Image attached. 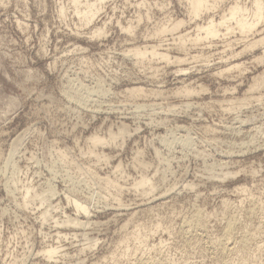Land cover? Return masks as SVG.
<instances>
[{"label":"rangeland","instance_id":"374dc122","mask_svg":"<svg viewBox=\"0 0 264 264\" xmlns=\"http://www.w3.org/2000/svg\"><path fill=\"white\" fill-rule=\"evenodd\" d=\"M62 1L0 0V264H138L147 263L145 258L147 264H264V97L261 103L252 97L264 96V84L258 91L249 88L264 71V62L257 61L264 40L246 47L264 34V20L249 34L220 27L211 38L196 26L211 17L219 21L230 4L244 0H210L214 8L198 17L190 15L185 0H105L88 25L79 23L69 0ZM60 4L66 16L60 15ZM170 19L185 24L157 32ZM93 27L106 34L96 37ZM182 32L190 36L185 47L177 36ZM193 33H201L203 42L194 43ZM145 44H155L170 60L128 54L129 47ZM238 62L244 68L220 74ZM136 86H143L144 94L128 96V88ZM183 86L194 88L189 96ZM239 98L244 104L232 103ZM119 124L128 132L123 138L95 148L88 143L95 133L108 140ZM91 151L102 152L100 158ZM120 162L125 170L114 174ZM142 172H156L152 192L133 188ZM98 174L118 176L116 198ZM34 191L50 199L40 201ZM73 196L89 207L88 216H78L84 225L42 222L45 208L60 219L76 217L66 200ZM233 217L231 235L224 227ZM83 235L97 243L89 248ZM51 244L62 250L48 259L40 250Z\"/></svg>","mask_w":264,"mask_h":264},{"label":"bare ground","instance_id":"6f19581e","mask_svg":"<svg viewBox=\"0 0 264 264\" xmlns=\"http://www.w3.org/2000/svg\"><path fill=\"white\" fill-rule=\"evenodd\" d=\"M59 1H61L60 3H62L63 4V1L62 0H59ZM103 1H105V0H69V2H70V4L72 5V7H73V9L72 8H70V9H72V10H74V12H75V15H77L78 16V21L79 20H81V22H82V24L84 23V25H88V24H90L92 21H93V19L95 18V16L97 15V13L99 12V10H101V8L99 7L100 6V4L103 2ZM185 1H188V3H187V5H189V12H190V15L192 14V15H194L193 17H198V15H200L201 14V12H202V10L204 9V10H208L210 7H211V9H212V7L214 8V6H213V2H215V0L212 2H209L210 0H185ZM58 2V1H57ZM218 2V1H217ZM217 2H215V3H217ZM222 2V1H221ZM59 3V2H58ZM211 3V4H210ZM217 5V4H216ZM216 5H215V7H216ZM220 5V4H219ZM66 6V5H65ZM218 6V5H217ZM59 13H60V15L61 16H64L65 15V13H67V12H65V7L63 6V5H59ZM208 8V9H207ZM68 10H69V8H68ZM165 10V9H164ZM67 11V10H66ZM162 11V10H161ZM211 11V10H210ZM227 12V13H226ZM224 11V13L225 14H222V16L220 17V20L219 21H217V22H215V20H213V18L211 19L210 18V20L208 21V22H206V24L205 25H201V26H196L197 27V32L199 31V32H203V33H205V35L204 36H206V37H211V38H215V36L217 37V35H219L220 34V30H219V28L220 27H225V29H226V31L227 32H229L230 33V31L229 30H231V31H233V30H235V29H237L236 31H238L239 33L241 32L242 34H245V33H248L249 34V32H251L252 30H254L259 24H261L262 23V21L264 20V0H244L242 3L240 2V1H237V2H235L234 4H230V7H228V10L227 11ZM58 13V14H59ZM164 13V12H163ZM66 16V15H65ZM164 16H165V14H164ZM170 17V16H169ZM191 17V16H190ZM214 17V16H213ZM63 18V17H62ZM140 18V17H139ZM167 18V17H166ZM171 18H173V16H171ZM138 19V18H137ZM168 19V18H167ZM162 21V20H161ZM80 21H79V23H81ZM165 22H167L166 20H165ZM184 21H183V19L181 20H177V19H170L167 23H166V25L165 26H163L161 23V27H160V31H157V32H159V33H161V31L163 32V31H165V32H168L169 33V31L171 32V31H176V30H178L179 28H180V26H182L183 24H185V23H183ZM192 22V21H191ZM156 23V22H155ZM188 23V22H187ZM76 24V23H75ZM101 25V24H100ZM198 25V24H197ZM81 26V25H80ZM127 26H129V25H127ZM78 27V26H77ZM82 27V26H81ZM84 27V26H83ZM98 27H100V26H98ZM130 27V26H129ZM156 27V26H155ZM154 27V28H155ZM94 28V27H93ZM101 28V27H100ZM100 28H97L96 27V29L95 30H93V34H95L96 35V37H98V35H99V37H100V35L102 36V33H103V29H100ZM104 28V27H103ZM158 28H159V24H158ZM157 27H156V29H158ZM263 28V27H262ZM123 29H126V27H124ZM127 29H128V27H127ZM126 29V30H127ZM130 29V28H129ZM133 29V28H132ZM156 29H154L155 31H154V33L156 32ZM196 29V28H195ZM168 30V31H167ZM256 30V29H255ZM90 31V30H89ZM92 31V30H91ZM106 31V30H105ZM105 31H104V33L103 34H106L105 33ZM187 31V30H186ZM188 31H190V30H188ZM225 31V32H226ZM262 31V30H261ZM260 31V32H261ZM156 32V33H157ZM154 33H152V34H154ZM188 33V32H187ZM187 33L186 32H182V34H176L181 40V43L184 41V39L186 38V39H188L189 37L187 36ZM196 33V32H195ZM201 33H197L196 34V37H195V34L193 35V37L192 38H194V39H192L193 40V42L194 43H196V42H201L202 40L201 39H204V37L202 38L199 34H201ZM219 33V34H218ZM232 33V32H231ZM233 33H234V31H233ZM253 33V32H252ZM256 33H259V30L256 32ZM151 34V35H152ZM158 34V33H157ZM156 34V35H157ZM162 34V33H161ZM160 34V35H161ZM164 34V33H163ZM228 34V33H227ZM235 34V33H234ZM95 35H93V36H95ZM132 35V34H131ZM159 34H158V36H160ZM191 35V34H190ZM202 35V36H203ZM146 36V35H145ZM153 36V35H152ZM151 36V37H152ZM200 36V37H199ZM248 36V35H247ZM247 36H246V38H247ZM188 37V38H187ZM205 37V40L207 39ZM241 38V37H240ZM144 39V38H143ZM236 39V38H235ZM241 39H244V38H241ZM207 40H210L209 38L207 39ZM206 40V41H207ZM238 40V39H237ZM263 40H264V34L263 35H261V37L259 38V39H253V41H251L250 40V42L248 43L247 42V44H246V47L247 48H251V49H253L252 47H254V46H259V44L260 43H262L263 42ZM190 41V40H189ZM184 42H187V41H184ZM190 42H192V41H190ZM189 42V43H190ZM192 42V43H193ZM203 42V41H202ZM229 42V41H228ZM164 43V42H163ZM180 43V44H181ZM226 43V42H225ZM186 43H182L181 45L183 46V47H185L184 45H185ZM210 44V43H209ZM226 44H228V43H226ZM143 45V44H142ZM149 45V44H148ZM161 45V44H160ZM160 45H158V46H160ZM216 45V44H215ZM194 46V45H193ZM196 46H199V45H196ZM202 46V45H201ZM227 46H230L229 44L227 45ZM154 47H157V46H155V44L154 45H149V46H146V44H145V46L144 47H140V45H136V47H129L130 49H127V52H129L128 54H130V55H132L133 56V58L135 57V59H144V58H146V55L148 54V53H151L152 54V57L154 56L155 57V55H157V56H159V57H161V59L163 58V59H166V60H170V56H169V54L168 53H165V52H159V51H157ZM166 47H168V46H166ZM189 47V46H188ZM203 47H205V46H203ZM232 47V46H231ZM230 48V47H229ZM245 47H243V49H244ZM256 48V47H255ZM262 48H264V47H262ZM227 49V48H226ZM43 50V49H42ZM182 50V49H181ZM240 51V50H239ZM238 51V52H239ZM241 51H243V50H241ZM264 51V50H263ZM237 52V53H238ZM245 52H246V48H245ZM236 53V52H235ZM151 54H150V56H151ZM209 54V53H208ZM207 54V55H208ZM241 53H239L238 55H240ZM194 55V54H193ZM196 55V54H195ZM194 55V56H195ZM199 55V54H198ZM200 55H201V53H200ZM199 55V56H200ZM232 55V54H231ZM260 55V54H259ZM131 56V57H132ZM156 56V57H157ZM236 56V55H235ZM180 57V56H179ZM178 56L176 57H174L175 58V60L176 61H178V62H180L181 61V58H179ZM187 57V56H186ZM185 57V58H186ZM204 57V56H203ZM230 58H231V56H229ZM197 58H199L198 56H197ZM200 58H202V57H200ZM200 58H199V60H200ZM207 58V57H206ZM226 58H228V57H226ZM235 58V57H234ZM256 58L257 57H255V60H256ZM162 59V60H163ZM187 59V58H186ZM209 59V58H208ZM232 59V58H231ZM254 59V58H253ZM188 60V59H187ZM192 60H193V58H192ZM195 60V59H194ZM140 61H143V60H140ZM139 61V62H140ZM157 61H158V59H157ZM161 61V60H160ZM159 61V62H160ZM164 61V60H163ZM171 61H172V59H171ZM170 61V62H171ZM175 61V62H176ZM184 61V60H183ZM183 61H181V62H183ZM191 61V60H190ZM208 61V60H207ZM257 61L259 62V63H263L264 62V54L263 55H261V56H259L258 58H257ZM136 62H138V60H136ZM135 62V63H136ZM166 62H168V61H166ZM187 62V61H186ZM206 62V61H205ZM226 62V61H225ZM258 62H257V64H258ZM149 63V62H148ZM174 63V62H173ZM239 64H236V63H234L233 65H226L227 67V69H223L224 71H219L220 72V74L221 73H223V72H230V71H232V70H234V69H242V68H244V65L243 64H240V62H238ZM138 64V63H137ZM142 64V63H141ZM229 64V63H228ZM195 65V64H194ZM230 66V67H229ZM254 66V65H253ZM144 67V66H143ZM154 68V67H153ZM188 69V68H187ZM246 70V68L244 69V71ZM249 70V69H248ZM263 70H264V68H263ZM179 71H183V72H185V68L184 69H180ZM186 72H189V71H186ZM218 72V71H217ZM240 71H238V74H240L239 73ZM220 74H218L219 76H221ZM228 74V73H227ZM242 74V73H241ZM258 74V73H257ZM156 77V76H155ZM252 81H253V84H251V86L249 87L250 88V90L253 92L254 90H252V89H258V87H260L261 86V84H264V71L262 72V74H259V75H256L255 77H253V79H252ZM200 84V83H199ZM187 85V84H186ZM185 85V86H186ZM249 85V84H248ZM264 86V85H263ZM132 87V86H131ZM143 87V86H142ZM142 87L140 86V87H133L132 89H129L128 88V93L127 94H131V95H128V96H134L135 97V95H138L139 93L141 94L142 92H143V89H142ZM177 87H179V86H177ZM180 88H182V86L180 87ZM180 88H178L177 89V92H176V94L177 93H181L180 91ZM186 87H184L183 86V89H185ZM188 88H190V87H188ZM204 88V87H203ZM203 88H200V89H203ZM235 88V87H234ZM147 89V88H146ZM183 89H182V93H183ZM190 89H192V88H190ZM190 89L188 90V89H185L184 90V92H185V94L186 95H190ZM194 89V88H193ZM192 89V90H193ZM207 89V88H206ZM206 89H204V90H206ZM255 89V90H256ZM261 89V88H260ZM106 90V89H105ZM127 90V89H126ZM155 90V89H154ZM160 90V89H159ZM249 90V89H248ZM129 91L131 92V93H129ZM152 91V90H151ZM151 91H148L147 93L148 94H150V92ZM156 91V90H155ZM175 91V90H174ZM195 91V90H194ZM192 92L191 94H193V93H198V92ZM201 91V90H200ZM233 91V90H232ZM256 91H258V90H256ZM145 92V91H144ZM154 92V91H153ZM164 92V91H163ZM204 92V91H203ZM206 92V91H205ZM261 92V91H260ZM121 93V92H120ZM168 93H171V92H167V94ZM173 93V92H172ZM230 93H231V91H230ZM264 93V92H263ZM94 94V93H93ZM144 93H142V95H143ZM145 94H146V92H145ZM156 94H158V92L156 93ZM160 94H162V92H160ZM166 94V95H167ZM175 94V93H174ZM199 94V93H198ZM99 95V94H98ZM122 95H123V93H122ZM125 95H126V93H125ZM141 95V96H142ZM173 95V94H172ZM178 95V94H177ZM180 95H182V94H180ZM184 95V94H183ZM188 95V96H189ZM263 95V94H262ZM262 95H260L259 94V96L257 95H252V97H254L255 99L257 98V100L259 101H263V100H261V98H263L264 96H262ZM140 96V97H141ZM168 96H169V94H168ZM247 96V95H246ZM118 97V96H117ZM184 97V96H183ZM244 98H245V96H243ZM252 97H249L250 99L252 98ZM130 98V97H129ZM136 98V97H135ZM146 98V97H145ZM230 98V97H229ZM228 98V99H229ZM238 98V97H237ZM248 98V97H247ZM248 98V99H249ZM166 99V98H165ZM135 101V100H134ZM217 101V100H216ZM215 101V102H216ZM219 101V100H218ZM221 101V100H220ZM224 101H225V99H224ZM232 101H233V99H232ZM244 101H246L245 99H234V101L232 102V103H234V104H238L239 106L241 105V104H244L243 102ZM259 101V102H260ZM192 102V101H191ZM190 102V104H192ZM222 102H223V99H222ZM227 102H229V101H227ZM226 102V103H227ZM230 102H231V100H230ZM236 102V103H235ZM249 102V101H248ZM255 102H257V101H255ZM187 103V102H186ZM218 103H220L221 104V102H218ZM251 103V102H250ZM249 103V104H250ZM254 103V102H253ZM258 103V102H257ZM261 103V102H260ZM189 103H188V105H190ZM233 104V105H234ZM248 104V105H249ZM184 105H186L185 103H184ZM187 105V106H188ZM198 105H199V103H198ZM232 105V104H231ZM237 105V106H238ZM138 107H139V105H137ZM151 106V105H150ZM170 106V105H169ZM190 106H192V105H190ZM189 106V107H190ZM229 106V105H228ZM227 106V108H230V107H228ZM235 106V105H234ZM246 106H247V104H246ZM245 105H244V107H246ZM112 107V106H111ZM143 107H145V106H143ZM170 107H172V106H170ZM169 107V108H170ZM182 107V106H181ZM201 107V106H200ZM142 108V107H141ZM187 108V107H186ZM147 109V108H146ZM170 109H172V108H170ZM226 109V108H225ZM232 109H233V107H232ZM234 109H238V107L237 108H234ZM167 110H169V109H167ZM224 110V109H223ZM228 110V109H227ZM171 111V110H170ZM250 118V117H249ZM250 120V119H249ZM245 121V120H244ZM243 121V122H244ZM247 121V120H246ZM122 124H123V122H121ZM242 123V122H241ZM121 124V125H122ZM125 124V123H124ZM120 125V124H119ZM120 125V128L117 130V131H115V132H113L112 130L109 132V139L107 140L105 137H101L100 135H98V134H91V135H89V137L88 138H86L88 141V143L89 144H91L92 145V147H96V146H98V145H106V144H108L107 142L109 141H112V140H115V139H117V138H123V136H124V134L127 132V129L125 128V126H121ZM127 125V124H126ZM128 126V125H127ZM126 126V127H127ZM207 126V125H206ZM119 127V126H118ZM206 128H208V126L207 127H205V129ZM209 128H211L210 126H209ZM257 129V128H256ZM128 131H130V130H128ZM207 131V130H206ZM94 132V131H93ZM96 132V131H95ZM213 132V131H212ZM128 133V132H127ZM127 135V134H126ZM125 135V136H126ZM128 136V135H127ZM108 137V136H107ZM85 139V140H86ZM123 140V139H122ZM125 140V139H124ZM252 140V139H251ZM123 142V141H122ZM249 143H250V141H249ZM248 145V144H247ZM264 145V144H263ZM88 148V147H87ZM90 148V147H89ZM94 148L92 149V150H94ZM98 148V147H97ZM67 149V148H66ZM62 150H64V149H62ZM68 150V149H67ZM98 150V149H97ZM57 151V150H56ZM58 151H59V149H58ZM66 151V150H65ZM89 150H87V152H88ZM141 151V150H140ZM139 151V152H140ZM157 151V150H156ZM62 152V151H61ZM59 152L60 153V155L61 156H59L60 157V159H61V157H62V155L64 154V152ZM86 152V151H85ZM92 152L93 151H91V155H92ZM96 152V151H95ZM138 152V153H139ZM230 152V151H229ZM232 152V151H231ZM59 153H57L56 152V155L58 156V154ZM83 154H85L84 152H82ZM94 153V152H93ZM96 153H98V152H96ZM96 153H94L96 156V158L98 157V158H100L99 157V154L100 153H102V152H100L99 154H96ZM66 155H67V153H66ZM90 155V154H89ZM102 155V154H101ZM64 156V155H63ZM83 156V155H82ZM85 156V155H84ZM106 156V155H105ZM53 157V156H52ZM65 157V156H64ZM107 157V156H106ZM97 158V159H98ZM55 159V158H54ZM66 159H67V157H66ZM65 159V160H66ZM72 159V158H71ZM71 159H69V162H70V160ZM134 159V158H133ZM63 160V159H62ZM65 160H64V162H65ZM68 160V159H67ZM136 160H139V159H136ZM63 162V161H62ZM73 162H75V161H73ZM72 162V160H71V162H70V164L71 163H73ZM100 162V161H99ZM143 162V161H142ZM145 163H146V161H144ZM143 162V163H144ZM68 163V162H67ZM81 163V162H80ZM121 163V162H120ZM135 163V161L133 162V164ZM137 163H139L140 164V162H137ZM142 163V164H143ZM143 164L142 166H146L147 164ZM75 163H73V164H71V165H74ZM76 164H78L79 165V163H77L76 162ZM75 164V165H76ZM132 164V163H131ZM151 164V163H150ZM70 165V166H71ZM77 165V166H78ZM116 165V164H115ZM122 165V163L121 164H117L116 166H115V168H113L114 170H113V173L114 174H117L118 172L120 173V172H123L124 170L122 169V167L123 166H121ZM211 165V164H210ZM220 165V164H219ZM16 166V165H15ZM63 166V165H62ZM76 166V167H77ZM81 166V165H80ZM134 166H136V165H134ZM71 167H73V166H71ZM79 167V166H78ZM75 168V169H79V168ZM82 167H84V166H82ZM82 167H81V169H82ZM88 167V166H87ZM137 167V166H136ZM135 167V168H136ZM19 168V167H18ZM112 168V167H111ZM127 168V167H126ZM148 168V167H147ZM150 168H151V166H150ZM57 169V168H56ZM81 169H79V171L81 170ZM92 169V168H91ZM91 169H90V171H91ZM134 169V168H133ZM140 169H141V167H140ZM149 169V168H148ZM147 169V170H148ZM78 171V170H77ZM84 171V170H83ZM112 171V170H111ZM255 171V170H254ZM82 172V171H81ZM85 172H87L86 173V175L88 174V171L85 169ZM93 172V171H92ZM92 172L90 173L91 174V176L93 175L92 174ZM96 172H98V171H96ZM158 172H159V170H158ZM208 172H209V170H208ZM79 173V172H78ZM143 174H141V176H140V178H138V180H135V182H133V188H135V189H141L142 191L141 192H143V193H148V191L149 192H152L153 191V189H154V184H156V183H154V184H152V179H153V176L154 175H156V172L152 175V176H150L149 174H148V172H146V173H144V172H142ZM150 173V172H149ZM223 173V172H222ZM238 173V172H237ZM95 174V173H94ZM100 174V173H99ZM99 174H98V180H102L104 183L102 184V185H104L105 184V186L107 187V191L110 193V195H111V197H113V198H116L117 197V195L119 194L118 192L120 191V189H121V186H120V184H119V182L116 180V179H114L113 177H117L118 178V176L116 175V176H113L112 178H110L107 174L105 175V178L103 177L102 178V176H99ZM112 174V173H111ZM113 174V175H114ZM123 174V173H122ZM125 174H126V172H125ZM218 174V173H217ZM227 174H231V173H227ZM226 174V175H227ZM85 175V176H86ZM120 175V174H119ZM127 175V174H126ZM224 175V174H223ZM82 176H84V174L82 175ZM88 176V175H87ZM97 176V175H96ZM124 176V175H123ZM129 176V175H128ZM211 176V175H210ZM92 177H94V175L92 176ZM122 177V176H121ZM214 177V176H213ZM69 178V177H68ZM78 178V177H77ZM81 178V177H80ZM87 178V177H86ZM89 178V177H88ZM87 178V179H88ZM120 178V177H119ZM78 180V179H77ZM92 180L93 179H91V182H92ZM96 180V179H95ZM95 180H93V181H95ZM133 180V181H134ZM154 180H155V178H154ZM79 181V180H78ZM77 181V182H78ZM81 182H82V180H81ZM96 183H97V185H98V182L97 181H95ZM94 182V183H95ZM100 182V181H99ZM9 183V182H8ZM93 183V182H92ZM95 183V184H96ZM101 183V182H100ZM159 183V182H158ZM95 184H93L94 186H95ZM192 184V183H191ZM72 185V184H71ZM100 185V184H99ZM123 185V184H122ZM188 185V184H187ZM93 186V187H94ZM9 187V186H8ZM90 187V186H89ZM108 187H111L113 190H114V187H115V191H114V193H113V191L111 190H109L108 189ZM145 187H147L148 188V191L146 190V189H144ZM172 187V186H171ZM188 187H189V185H188ZM26 188V187H25ZM30 186L29 187H27L26 189H24L25 190V193L24 194H29L30 193ZM51 189H53V188H51ZM75 189H77V187L75 188ZM90 189V188H89ZM171 189V188H170ZM101 190V189H100ZM103 190V189H102ZM241 190H243V189H241ZM79 191H82V190H79ZM35 192V191H34ZM45 192V191H44ZM47 192H49V191H47ZM105 192V191H104ZM121 192V191H120ZM140 192V193H141ZM32 193V192H31ZM36 193V192H35ZM34 193V194H35ZM43 193V192H42ZM42 193H39L38 195L40 196V194H42ZM50 193V192H49ZM55 193V192H54ZM53 193V194H54ZM139 193V194H140ZM143 193H141L142 195H143ZM243 193V192H242ZM69 194V193H68ZM88 194V193H87ZM106 194V193H105ZM90 195V194H89ZM121 195V194H120ZM146 195V194H145ZM251 195V194H250ZM15 196V195H14ZM25 196V195H24ZM30 196H31V194H30ZM34 195H32V197H30V198H33L34 199V197H33ZM36 197L35 198H37L38 196H37V193H36V195H35ZM69 196V195H68ZM109 196V195H108ZM153 196V195H152ZM151 196V197H152ZM26 197V196H25ZM46 197L47 196H41V197H38L39 199H40V201H46ZM49 197V196H48ZM47 197V198H48ZM245 197V196H244ZM27 198V197H26ZM25 198V199H26ZM66 198V197H65ZM108 198H110V197H108ZM22 199H24V198H22ZM25 199L23 200L24 202H25ZM39 199H38V201H39ZM48 199H50V197L48 198ZM48 199H47V201H48ZM103 199H104V197H103ZM254 199V198H253ZM28 200V199H27ZM26 200V201H27ZM32 200V199H31ZM66 200H68V202H70V203H72V205L74 206V208H75V211H76V214L75 215H77L76 217H74V218H72V217H69V216H66L65 218H64V216H63V218H61L60 219V216H59V218L58 217H55V216H53L52 215V213H51V209H46L45 208V211H43L42 212V216H41V220H42V222L44 223V222H46V221H48L49 219H51V220H53V223L55 224V227H58V226H61V227H67V226H74V227H77V226H81V225H84L86 222H82V221H80L79 220V218H78V216L79 215H84V216H88L89 215V213H90V210H89V207L87 206V204H85V203H83L82 202V200L80 201L79 199H77L76 197H67V199ZM105 200V199H104ZM110 200V199H109ZM112 200V199H111ZM116 200H118V198L117 199H115V201ZM34 201H36L35 199H34ZM39 201V202H40ZM107 201V200H106ZM113 201V200H112ZM252 201V200H251ZM258 201V200H257ZM26 203V202H25ZM119 203H120V201H119ZM260 203V202H259ZM262 203V202H261ZM43 204V203H42ZM257 204V203H256ZM24 205V204H23ZM29 205V204H28ZM258 205V204H257ZM47 206V205H46ZM52 206V205H51ZM50 207V206H49ZM54 207H56V205L54 206ZM53 207V208H54ZM234 208V207H233ZM233 208H232V210H233ZM56 209V208H55ZM239 209V206H238V208H237V210ZM251 209H252V207H251ZM44 210V209H43ZM236 210V211H237ZM242 211V210H241ZM226 212V211H225ZM65 213V212H64ZM199 213V212H198ZM233 213V212H232ZM63 214V213H62ZM201 214V213H200ZM200 214H195V217H196V215H200ZM240 214V213H239ZM39 215V214H38ZM192 215V214H191ZM232 215V214H231ZM233 215H234V213H233ZM236 215V214H235ZM234 215V216H235ZM241 215V214H240ZM248 215V214H247ZM40 216V215H39ZM210 216V215H209ZM155 217V216H154ZM236 217V216H235ZM235 217H233V219L235 218ZM191 218V217H190ZM197 218H198V216H197ZM231 218V217H230ZM187 221H188V219H187ZM186 221V222H187ZM196 221H197V219H196ZM234 221H236V219H234V220H229V221H227L228 222V225L226 224V226H227V228H225L224 227V229L226 230V233H229V234H231L232 235V233H230V232H232V230H235L234 229ZM207 222V221H206ZM172 223V222H171ZM185 223V222H184ZM188 223V222H187ZM193 223V222H192ZM236 223H237V221H236ZM158 224V223H157ZM196 224V223H195ZM204 224V223H203ZM159 225V224H158ZM54 226V225H53ZM160 226V225H159ZM158 226V227H159ZM199 226V225H198ZM249 226V225H248ZM158 227H157V229H158ZM188 227V226H187ZM190 227V226H189ZM188 227V228H189ZM192 227V226H191ZM235 227H236V225H235ZM51 228V227H50ZM152 228V227H151ZM155 228H156V226H155ZM148 229V228H147ZM154 229V228H153ZM156 229V230H157ZM196 229V228H195ZM246 229V228H245ZM41 230V229H40ZM146 230V229H145ZM149 230V229H148ZM224 230V231H225ZM255 230V229H254ZM150 231V230H149ZM153 231V230H152ZM155 231V230H154ZM168 231V230H167ZM245 231V230H244ZM148 232V231H147ZM187 232V231H186ZM250 232V231H249ZM61 232L58 230L57 231V236H58V239L60 238V234ZM78 233V232H77ZM84 233V232H83ZM144 233V232H143ZM200 233V232H199ZM244 233V232H243ZM242 233V234H243ZM247 233V232H246ZM252 233H254V231H252ZM53 234V233H52ZM140 234V233H139ZM138 233L136 234V235H139ZM146 234V233H145ZM185 234V233H184ZM193 234V233H192ZM228 234V235H229ZM65 235V234H64ZM74 235L76 236V234L74 233ZM129 235V234H128ZM132 235V234H131ZM144 235V234H143ZM186 235V234H185ZM220 235V234H219ZM218 235V236H219ZM227 235V236H228ZM230 235V236H231ZM47 236V235H46ZM56 236V235H55ZM82 236V235H81ZM84 236V235H83ZM135 236V235H134ZM146 236V235H145ZM197 236V235H196ZM229 236V237H230ZM85 237V240H84V243L85 244H87L88 245V247L90 248V247H93L97 242H96V238L95 239H93V238H88L86 235L84 236ZM139 237H140V235H139ZM142 237V236H141ZM141 237L139 238V239H141ZM190 237V236H189ZM137 238V237H136ZM222 238H226V235H224V237H222ZM244 238V237H243ZM247 238V237H246ZM45 239V238H44ZM43 239V240H44ZM219 239H220V237H219ZM219 239H218V241H219ZM231 239H232V237H231ZM230 239V240H231ZM240 239V238H239ZM73 240V239H72ZM238 240V239H237ZM227 241V240H226ZM235 241V240H234ZM239 241V240H238ZM243 241V240H242ZM247 241H250L249 239L247 240ZM139 242V241H138ZM222 242V241H221ZM230 242V241H229ZM229 242H227V243H229ZM223 243V242H222ZM226 243V244H227ZM243 243H244V241H243ZM47 244V243H46ZM231 244V243H230ZM245 244H246V242H245ZM227 245H229V244H227ZM85 246V245H84ZM222 246H224V244L222 245ZM232 246V245H231ZM230 246V247H231ZM60 247L61 246H55V245H53V244H51V245H48L47 246V248L43 251H41L40 250V252H43V254H44V256H45V258L47 257L48 259H52V256L54 255V254H57V253H59V249H60ZM86 247V246H85ZM225 247V246H224ZM224 247H222V249H224V250H227V249H225ZM235 247V246H234ZM227 248V247H226ZM81 249V248H80ZM230 249V248H229ZM244 249H246V248H244ZM62 249H60V251H61ZM238 250V249H237ZM155 251V250H154ZM231 251V250H230ZM239 252H240V250H239ZM244 252V251H243ZM189 253V252H188ZM213 254V253H212ZM230 254V253H229ZM113 255V254H112ZM143 255V254H142ZM225 255V254H224ZM135 257V256H134ZM149 259L151 260V258L149 257ZM156 259V258H155ZM145 260H147V263H149L148 262V259H146L145 258ZM149 260V261H150ZM14 261V260H13ZM152 261V260H151ZM230 261V260H229ZM186 262V261H185ZM145 261H143L142 259L139 261V263L138 264H147ZM151 264V263H150Z\"/></svg>","mask_w":264,"mask_h":264}]
</instances>
